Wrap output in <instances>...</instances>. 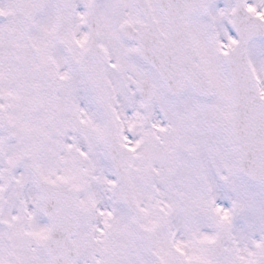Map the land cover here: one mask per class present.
Masks as SVG:
<instances>
[{
	"label": "snow or ice",
	"instance_id": "snow-or-ice-1",
	"mask_svg": "<svg viewBox=\"0 0 264 264\" xmlns=\"http://www.w3.org/2000/svg\"><path fill=\"white\" fill-rule=\"evenodd\" d=\"M0 264H264V0H0Z\"/></svg>",
	"mask_w": 264,
	"mask_h": 264
}]
</instances>
